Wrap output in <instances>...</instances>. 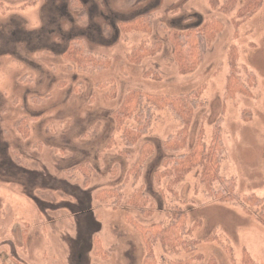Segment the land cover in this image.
Masks as SVG:
<instances>
[{"label":"rangeland","instance_id":"374dc122","mask_svg":"<svg viewBox=\"0 0 264 264\" xmlns=\"http://www.w3.org/2000/svg\"><path fill=\"white\" fill-rule=\"evenodd\" d=\"M222 1L0 0V264H142L146 249L127 217L167 224L177 208L195 248L166 250L157 241V264H204L211 256L241 264L244 252L264 264V1L245 19L237 17L243 0L226 13ZM146 14L149 30H120L119 22ZM207 17L222 28L195 68L181 71L170 33L200 27ZM73 36L110 65L79 72L62 56ZM156 43L154 54L130 60L140 45ZM232 64L240 82L228 94ZM134 89L197 97L184 147L164 148L180 122L157 109L149 131L123 156L111 113ZM30 115L39 119L23 139L16 125ZM217 127L224 146L219 175L235 179L239 200L254 195L259 204L209 195L201 165L177 182L156 179L164 157L188 152L198 139L210 144ZM144 144L152 147L149 157L136 178L127 177ZM79 163L93 168L89 183L70 172ZM117 185L120 205L96 199ZM139 189L148 199L145 213L124 202Z\"/></svg>","mask_w":264,"mask_h":264},{"label":"trees","instance_id":"16d2710c","mask_svg":"<svg viewBox=\"0 0 264 264\" xmlns=\"http://www.w3.org/2000/svg\"><path fill=\"white\" fill-rule=\"evenodd\" d=\"M236 0H223L222 10L224 13L231 10V6ZM264 0H243V4L238 9V18L245 19L255 13L262 5ZM79 3V2H78ZM151 14L140 15L130 20L119 22V28L122 32L131 30H149L151 27ZM222 28L221 21L216 18L207 17L200 27L188 28L185 30H176L172 34V46L175 61L181 71H190L195 68L200 61L208 39ZM157 43L151 47L140 45L131 54L130 60L138 61L141 57L152 55L159 49ZM62 56L75 64L77 70L81 73H92L97 70L107 68L110 65V59L91 50L85 40L79 36H73L67 40L66 47ZM235 65H231L228 94H231L233 84L240 82L236 76ZM253 73H245L244 77L248 84L241 87V90H247L250 87V81ZM197 97L190 95H163L148 92L142 89H134L128 92L121 104L116 107L111 116L115 123V129L120 134V140L124 146L123 156L128 155V148L132 147L145 133L150 129L154 112L157 109H168L172 116L180 122L179 129L169 135L163 145L166 150H176L184 147L188 138L190 120L194 108L198 106ZM39 119V115L25 116L18 121L16 128L23 139L28 138L30 134L29 122ZM152 147L142 145L139 150L136 161L127 169V177L136 178L142 169L143 163L149 157ZM224 155V146L217 127L214 137L210 144L198 139L192 148L186 153L166 156L163 158V170L155 173L156 179L160 181L161 177L170 175L177 182L193 167L201 165L200 183L204 186V191L216 199L237 200L239 203L257 205L261 199L257 196L250 195L238 198L234 193L236 182L234 178H224L219 175L220 162ZM71 173H80L89 183L93 168L86 163H79L70 168ZM216 179V180H215ZM216 184H215V182ZM216 185V186H214ZM122 186L106 187L96 193V199L99 202L110 201L115 207L123 201ZM147 197L139 189L131 193L124 202L134 208L144 212L147 204ZM236 201V202H237ZM145 213V212H144ZM170 221L167 224L156 222L144 225L136 221L131 215L128 220L134 228L141 234L142 242L145 246L146 253L142 264H157L153 251V244L159 241L166 250H185L190 251L195 248L196 240L190 237L191 229L187 227L186 213L178 208L170 212ZM233 261V259H232ZM231 261V262H232ZM204 264H218L211 256ZM241 264H255L247 252H244Z\"/></svg>","mask_w":264,"mask_h":264}]
</instances>
